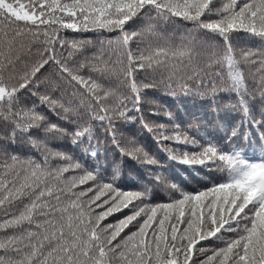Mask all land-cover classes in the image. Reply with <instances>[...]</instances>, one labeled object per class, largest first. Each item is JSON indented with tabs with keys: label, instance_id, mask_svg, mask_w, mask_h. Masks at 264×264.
<instances>
[{
	"label": "snow or ice",
	"instance_id": "1",
	"mask_svg": "<svg viewBox=\"0 0 264 264\" xmlns=\"http://www.w3.org/2000/svg\"><path fill=\"white\" fill-rule=\"evenodd\" d=\"M216 4L217 0H0V129L5 133L0 142L14 144L19 139L34 150L21 157L7 153L0 144V264H264V156L249 159L242 146L249 136L240 132L244 123L264 126V108L257 119L244 99L245 95L251 98L250 83L264 104V0ZM176 22L222 40L224 55L216 64L226 62L232 81L222 91L240 96L243 119L231 129L226 146L209 140L207 146L199 145L200 151L184 153L182 160L171 157L207 170L204 187L180 191L172 185L178 198L152 206L144 202L147 187L144 192L121 191L113 187V175L112 183L98 186L89 197L92 187L81 186L103 179L100 168L89 170L85 163L60 152L54 155L62 163L54 166L53 153L40 148L33 133L42 130L47 137L54 130V139L68 138L84 156L96 159L102 153L93 128L98 121L122 156L137 159L119 147L117 124L139 118L147 128L140 108L142 94L159 85L147 78L146 83H138L139 72L163 66L169 53L191 61L190 51L162 43L164 38L157 32L160 26ZM53 24L76 33H119L115 37L123 49L122 58L115 62L119 67L109 66L113 61L103 58V47L100 56H85L77 45L91 42L69 40L58 30L49 32ZM136 24L142 25L139 31L126 30ZM145 32L155 33L157 42L143 41ZM241 33L254 38L259 50L242 49L236 61L231 41L233 34ZM26 36L32 38L28 43L35 42V53L26 48ZM140 43L146 47L141 49ZM58 49L67 51V56ZM245 65L246 73L239 70ZM192 73L181 77L182 91L190 90L187 80H198L203 87L205 78L214 93L220 91L212 77L220 78L222 73L202 75L198 66ZM169 80L175 83L172 77ZM169 91L174 94L175 90L170 87ZM38 108L67 127L51 124ZM161 140L198 143L181 140L179 134ZM260 144L264 149V133ZM144 156L142 163L156 164ZM69 172L83 175L63 179ZM106 193L111 195L103 204L97 203ZM96 208L102 210L96 212ZM125 208L130 215L115 224L102 223ZM206 243L223 246L207 248Z\"/></svg>",
	"mask_w": 264,
	"mask_h": 264
},
{
	"label": "trees",
	"instance_id": "2",
	"mask_svg": "<svg viewBox=\"0 0 264 264\" xmlns=\"http://www.w3.org/2000/svg\"><path fill=\"white\" fill-rule=\"evenodd\" d=\"M27 3V0H22ZM222 0H217L216 6H220ZM226 2V0H223ZM142 25L136 24L131 27L126 26L129 32L139 31ZM23 30V25H20ZM146 27V26H145ZM190 24L176 22L174 24L162 25L157 29L160 36L164 38L163 42L175 49L188 50L191 52L192 59L188 60L187 56L173 57L171 53L163 66H159L155 71L149 68L147 72H139L138 83H146L147 79L155 81L159 86L156 89L148 90L142 94L143 103L140 105L143 113V124L147 128H152L149 132L146 127H143L139 118L133 122L117 124V136L120 137L119 147L124 152L131 151L137 159H131L127 155L122 156L120 151L112 144L111 139L106 136L99 122L93 125L94 134L100 141L102 146V153H99L96 159L84 156L81 149L77 145H73L68 138L54 139V130L49 131L47 137L43 131L33 133V139L39 141L40 148H47L53 153L54 166L58 162L55 157L56 152H60L65 156L72 157L74 161L85 163V167L89 170L99 167L103 179L98 180L97 184H92L91 181L87 185L81 186L83 188L92 187L93 191L88 193V196L96 194L97 187L106 183H112L113 175L116 176V181L113 183L114 188L121 191H135L144 192L147 187L150 191L145 198V203L154 206L158 203H170L173 199L178 198V194L172 190V185H176L180 191H195L204 187L208 183L209 173L202 166H189L187 164L178 163L171 160L175 155L177 161L183 159L184 153H191L193 151H200L199 145L207 146L206 142L211 140L213 143H218L222 147L227 144V137L233 127H235L243 119L242 109L240 103V96L232 92H224L232 81L231 75L227 68L226 62L223 66H217L216 61L220 60L224 55L223 42L218 37H212L211 34L204 35L199 31H191ZM49 32L58 30L67 39L78 41H90L88 45H77L78 48L84 50V55L91 57L92 55L100 56V49L103 47L105 53L104 59L113 61L110 67H119L115 62L122 58L123 49L121 45L115 40L119 33H109L107 30L89 31L85 33H76L70 30L59 28L56 24L49 27ZM30 36L25 37L26 48H30L32 52L37 51L35 42L31 41ZM41 41L43 37L40 38ZM143 41L155 44L157 37L155 33L145 32ZM112 40L111 45L104 43L101 46L99 41ZM233 56L236 61L240 60V51L242 49H250L258 51V42L246 34H233L232 37ZM136 42H133L132 48L135 49ZM93 47L96 49L92 51ZM139 47L144 49L146 43H140ZM194 49V51H193ZM59 52L67 56V51L58 49ZM147 55V53H146ZM164 57L161 60L164 61ZM91 62V61H86ZM155 64V61H153ZM175 65L173 71L172 66ZM199 68L201 74L207 73L211 76L213 73H222L220 78L213 76L215 80V88L220 90L214 93L213 86L208 83L205 78L204 86H199V81L195 79L187 80L189 91L184 92L180 88V84L185 81L181 77L192 76V69ZM241 72L247 70V66H241ZM234 71V70H233ZM252 71H255L253 69ZM50 78H52L51 74ZM175 81L173 84L169 80ZM174 88L173 92L169 88ZM249 95H245L244 99L249 102V107L252 109V115L259 118L260 109L264 108V104L260 101L258 91H253L251 84H248ZM71 91V89H69ZM119 97V93H117ZM38 112L45 115L51 124H57L60 127H67L63 121L58 120L56 116L52 115L46 109H37ZM155 113V115L153 114ZM132 116H138L137 113H130ZM163 126V127H161ZM19 132V129H17ZM240 132L243 134L247 132L249 140L243 143L246 149V155L249 159L259 160L264 156V149L261 147V134L264 133V126H256L255 124L244 123ZM0 129V135H4ZM180 135L181 140L188 138L189 140H196L197 145L177 143L175 140H161L162 136L174 137ZM251 144V147L249 146ZM7 153L19 155L24 157L33 153V149L29 146L23 145L17 139L14 144H3ZM167 149V151H165ZM139 150V151H136ZM147 158L156 161V164H145L141 161L145 160L144 154ZM39 159V156H34ZM63 166H67L64 164ZM2 175V173H0ZM83 175L81 172L65 173L63 179L67 180L73 176ZM159 177L160 179H157ZM109 193L101 195L97 203L103 204ZM111 203V201H109ZM139 204V201H134ZM108 205H104L106 208ZM141 207L144 205L141 204ZM102 209L96 208L99 212ZM128 208L123 209L122 212L114 213L112 216L106 218L102 223L115 224L118 220L123 219L125 215H130ZM131 227V225L129 226ZM180 227V225H178ZM128 232V229L124 230ZM132 231H136L132 228ZM124 233H121L123 235ZM3 236H0V240ZM199 246V245H198ZM207 248L222 247L215 243H206Z\"/></svg>",
	"mask_w": 264,
	"mask_h": 264
}]
</instances>
